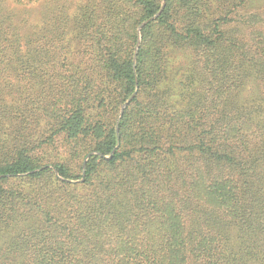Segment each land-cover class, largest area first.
I'll return each instance as SVG.
<instances>
[{"label": "trees", "instance_id": "16d2710c", "mask_svg": "<svg viewBox=\"0 0 264 264\" xmlns=\"http://www.w3.org/2000/svg\"><path fill=\"white\" fill-rule=\"evenodd\" d=\"M0 264H264V0H0Z\"/></svg>", "mask_w": 264, "mask_h": 264}, {"label": "rangeland", "instance_id": "374dc122", "mask_svg": "<svg viewBox=\"0 0 264 264\" xmlns=\"http://www.w3.org/2000/svg\"><path fill=\"white\" fill-rule=\"evenodd\" d=\"M9 7H13V6H9ZM28 9H31V8H28ZM16 11H18V13L20 14V15H22V16H25V15H30L29 13H28V11H26L24 8H18V10H16ZM30 16H33V15H30ZM67 156V155H66ZM68 158H70V156H67ZM66 158V157H65Z\"/></svg>", "mask_w": 264, "mask_h": 264}, {"label": "water", "instance_id": "95a60500", "mask_svg": "<svg viewBox=\"0 0 264 264\" xmlns=\"http://www.w3.org/2000/svg\"><path fill=\"white\" fill-rule=\"evenodd\" d=\"M164 7H165V3H164V5H163V7H162L161 11L164 9ZM159 13H161V12H159ZM146 23H147V22H145V23L143 24V26H145V25H146Z\"/></svg>", "mask_w": 264, "mask_h": 264}]
</instances>
